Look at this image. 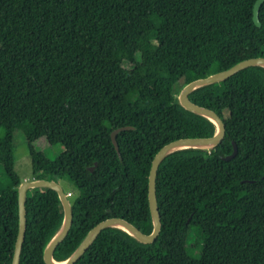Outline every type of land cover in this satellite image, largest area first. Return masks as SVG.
Masks as SVG:
<instances>
[{
	"label": "trees",
	"instance_id": "obj_1",
	"mask_svg": "<svg viewBox=\"0 0 264 264\" xmlns=\"http://www.w3.org/2000/svg\"><path fill=\"white\" fill-rule=\"evenodd\" d=\"M254 2L0 0V264H11L18 231L16 130L27 145L31 180L69 181L63 189L72 225L53 252L56 261L68 259L108 217L153 229V155L173 139L216 130L181 106L178 94L193 79L264 56V3L258 26ZM189 98L213 109L226 133L211 148L185 147L162 159L156 239L106 227L74 264H264V67L244 68ZM123 126L130 128L117 133V151L111 132ZM40 139L60 146L57 156L39 150ZM232 141L237 153L225 160ZM26 207L19 264H45L63 208L45 187L28 190ZM209 240L218 248L213 260L206 258Z\"/></svg>",
	"mask_w": 264,
	"mask_h": 264
},
{
	"label": "water",
	"instance_id": "obj_2",
	"mask_svg": "<svg viewBox=\"0 0 264 264\" xmlns=\"http://www.w3.org/2000/svg\"><path fill=\"white\" fill-rule=\"evenodd\" d=\"M264 3V0H255L252 9V19L256 25H260L259 20V10L261 5ZM263 66L264 67V56H256L241 60L240 62L234 64L233 66L219 70L212 74H209L204 77L196 78L185 84L178 94V102L185 109L192 111L194 113L200 114L212 120L216 125L215 132L210 136H184L173 139L163 146H161L156 153L153 155L150 169L147 176V187H148V204L149 210L151 213L152 221H153V229L150 232L143 231L136 225H134L129 220L123 217H108L97 224H95L77 246V248L73 251V253L69 256L68 259L62 264H74L87 250L92 241L98 236V234L106 227H120L135 238L143 242H153L158 236L161 230V216L158 208L157 198H156V177L157 170L159 164L162 159L169 153L185 148V147H196V148H211L218 143H220L226 133V124L222 120V118L211 108L204 107L192 102L189 98V94L204 85L211 84L214 82H218L224 80L238 71L250 67V66ZM130 128V126H123L114 129L111 132V140L114 144L116 150L118 151V144L116 141V135L119 131ZM237 153V145L235 141H232V152L223 159L228 160L235 156ZM92 169V168H91ZM50 188L56 191L61 206L63 208V220L61 226L54 237L50 240V242L46 245L43 252V259L45 264H60V262L56 261L53 258V252L59 246L62 241L68 235L71 225H72V207L70 200L68 198V193H66L61 186L55 180H47V179H32L21 182L17 188V200H18V231L16 235V240L14 244L13 254L11 264H19V258L21 253L22 242L24 240L25 235V227H26V200H27V192L32 188Z\"/></svg>",
	"mask_w": 264,
	"mask_h": 264
},
{
	"label": "rangeland",
	"instance_id": "obj_3",
	"mask_svg": "<svg viewBox=\"0 0 264 264\" xmlns=\"http://www.w3.org/2000/svg\"><path fill=\"white\" fill-rule=\"evenodd\" d=\"M228 132L234 136L238 135V131L233 129L231 126H228ZM14 142V168L19 175V178L23 181L31 180L32 178V169H31V160L29 157L27 145L24 141L23 135L20 131L16 130L13 134ZM36 147L39 150H42L47 156L53 158L57 156L60 151V146L49 145L44 139L36 141ZM139 174V173H138ZM4 176L3 172L0 171V179ZM60 184L64 189L69 187V181L64 179L60 181ZM193 239L192 234L188 237V242H191ZM218 256V248L216 243L213 240H209L206 244V258L215 259Z\"/></svg>",
	"mask_w": 264,
	"mask_h": 264
},
{
	"label": "bare ground",
	"instance_id": "obj_4",
	"mask_svg": "<svg viewBox=\"0 0 264 264\" xmlns=\"http://www.w3.org/2000/svg\"><path fill=\"white\" fill-rule=\"evenodd\" d=\"M62 263H64V262H60V264H62Z\"/></svg>",
	"mask_w": 264,
	"mask_h": 264
},
{
	"label": "built area",
	"instance_id": "obj_5",
	"mask_svg": "<svg viewBox=\"0 0 264 264\" xmlns=\"http://www.w3.org/2000/svg\"><path fill=\"white\" fill-rule=\"evenodd\" d=\"M69 195V194H68Z\"/></svg>",
	"mask_w": 264,
	"mask_h": 264
}]
</instances>
